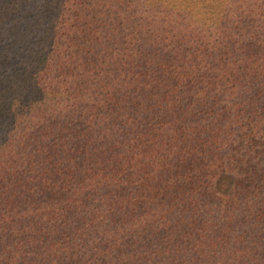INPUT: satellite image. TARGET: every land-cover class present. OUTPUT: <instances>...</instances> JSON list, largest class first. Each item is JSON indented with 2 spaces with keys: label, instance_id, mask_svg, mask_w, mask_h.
Listing matches in <instances>:
<instances>
[{
  "label": "trees",
  "instance_id": "1",
  "mask_svg": "<svg viewBox=\"0 0 264 264\" xmlns=\"http://www.w3.org/2000/svg\"><path fill=\"white\" fill-rule=\"evenodd\" d=\"M0 264H264V0H0Z\"/></svg>",
  "mask_w": 264,
  "mask_h": 264
}]
</instances>
